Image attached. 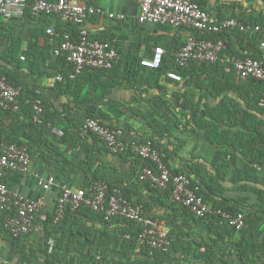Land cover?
<instances>
[{
    "label": "crops",
    "instance_id": "crops-1",
    "mask_svg": "<svg viewBox=\"0 0 264 264\" xmlns=\"http://www.w3.org/2000/svg\"><path fill=\"white\" fill-rule=\"evenodd\" d=\"M197 1L218 20L236 17L250 27H264V0ZM81 2L104 11V15L86 21L85 27L92 37L115 45L118 50L115 65L120 73L126 74L129 67L134 71L138 61L150 58L154 47L163 48L164 53L179 50L193 34L192 29L139 24V7L131 0ZM109 13L114 17L108 18ZM118 15L123 18L118 19ZM63 25L58 16L0 15V71L25 88L41 93L49 105V114L54 117L53 131L44 134L45 137L36 132L27 141L25 131L16 134L11 129L15 127L11 120L0 116V132L5 129L9 136L25 142L31 156L29 172H7L5 183L12 193L41 203L34 228L17 240L10 238L0 217V264H259L264 223L250 218L243 230L233 231L215 220L187 219L184 208L168 200L165 192L154 191L137 178L142 161L132 152L110 154L101 140L79 133L80 122L89 113L110 128L123 129L128 141L152 139L170 170L186 172L199 182L195 167L205 169L222 192V197L212 196V201L234 199L252 217L256 209L249 207L257 205L258 198L250 188L241 189L240 185L252 188L253 183L243 184L233 166L227 172L224 169L217 172L211 167L216 150L241 158L234 147L239 135L246 131L242 120L247 110L240 106L226 107L221 117H229L231 121L226 118L216 123L212 118L219 114L216 107L225 95L237 105L240 103L237 95L225 88L228 79L239 81L233 70L234 77L222 75L231 66L222 65L225 69L217 75L215 72L206 75L195 68L190 77L181 78L180 82L156 76L154 82L150 81L151 87L143 88H135L124 79L110 87L116 82L112 80L114 72L102 75L85 71L76 84L57 89L59 62L46 46L45 31ZM259 37L260 42L264 41V31L232 34L230 45L234 55H249L253 51L250 44L258 43ZM219 82L221 86L214 88ZM155 97L165 105L156 107L152 100ZM149 111L157 113L159 123L154 125L155 129L140 116ZM234 115L238 118H232ZM224 163H231L230 155L224 158ZM50 176L55 183L48 190L42 189L39 179ZM96 181L117 187L134 204L142 205L175 245L166 253L148 252L134 239L136 228L121 219L102 221L67 213L57 224L44 220L43 217H51L55 212L62 186L83 188ZM124 235H130L131 239H125Z\"/></svg>",
    "mask_w": 264,
    "mask_h": 264
},
{
    "label": "built area",
    "instance_id": "built-area-1",
    "mask_svg": "<svg viewBox=\"0 0 264 264\" xmlns=\"http://www.w3.org/2000/svg\"><path fill=\"white\" fill-rule=\"evenodd\" d=\"M137 3L139 24L165 25L172 29H192L200 33H220L238 29L240 33L252 31L253 34L264 31L262 25L250 27L239 24L235 19L218 20L209 14L193 0H131ZM28 0H0V15L5 18H20L25 15ZM34 15L47 14L58 16L64 23L78 25L80 31L75 39L69 33L56 30L54 27L46 29L47 44L53 48L55 58L64 59L70 68V78H75L86 69L109 71L118 59L115 45L106 39H97L90 35L85 22L96 15H104V11L97 6L82 3L81 0H34L31 7ZM113 18V14H108ZM118 19L123 17L118 15ZM264 49V41L260 42ZM225 44L221 41L201 39L190 36L174 54L178 67L185 68L190 63H217L229 64L239 79H254L264 82V67L259 60L243 58L230 60L221 57ZM164 50L154 47L150 58L140 61V65L157 70L162 62ZM166 78L180 82L181 77L170 71ZM61 81V77H56ZM21 87L12 85L5 76H0V108L3 110H18V98ZM258 106L264 109V91L258 101ZM34 121L39 122L42 108L34 105ZM83 135L96 136L103 142L110 154H121L128 150L124 131L120 128L110 129L97 119L88 117L81 123ZM55 132L61 135L60 131ZM131 151L148 165L143 166L138 173V179L148 182L153 189L171 191L173 203L187 209L194 217L204 218L211 213V209L203 198L197 195V188L191 187V181L182 174L172 175L164 162V155L160 153L150 140L132 142ZM31 166V157L28 148L15 144L0 142V215L10 214L4 220V229L12 238H20L29 234L35 226L37 213L40 210L39 201L30 200L24 196L12 193L4 180L7 172L27 174ZM39 185L48 190L54 183V177L45 180L39 179ZM88 208L103 215L105 221L115 216H121L132 221L139 228L134 236L136 242L146 246L150 251L167 252L170 240L167 233L160 228L157 221L149 217L143 206L131 203L118 189L109 191L104 182H95L86 188H71L62 186L54 212V223L61 221L67 209L77 211L79 208ZM231 228L241 230L245 227L242 214L232 215L217 211ZM44 220L46 217H43ZM130 240V235H124Z\"/></svg>",
    "mask_w": 264,
    "mask_h": 264
},
{
    "label": "trees",
    "instance_id": "trees-1",
    "mask_svg": "<svg viewBox=\"0 0 264 264\" xmlns=\"http://www.w3.org/2000/svg\"><path fill=\"white\" fill-rule=\"evenodd\" d=\"M34 0H28V8L25 10V15H33L32 12V5H33ZM56 0H49V2H55ZM196 2L201 9L202 6L197 0H193ZM204 10V9H203ZM39 15H45L47 17L52 16V15H47V14H39ZM54 16V15H53ZM239 24L246 25L247 23L240 18L233 17ZM63 22V21H62ZM261 20H259V23ZM64 23V22H63ZM251 24V23H250ZM58 31H63L66 33H69L72 37L75 39L78 37L80 27L78 25H73V24H67L64 23V25L60 28H56ZM193 36H196L201 39H211L214 41L221 40L225 44V49L221 53V57H227V58H234V59H243V58H252L259 60L261 64L264 67V49H261L260 47V37H259V42H255L250 44L251 53L249 55H244V56H236L233 53V48L230 45V40L232 37V34H241L238 29L234 30H227L223 31L220 33H212V34H207V33H200L198 31L193 30L192 32ZM240 39H238L239 41ZM242 41V39H241ZM46 46L50 50V52L53 54V48L47 45L46 41ZM178 49L170 50L168 52H165L163 55V59L161 62L160 67L157 70H152L146 67H143L140 65V62H137L136 68L133 70L130 69V67L127 69V73L129 71V77H127V73H120L118 69L116 68L117 66L113 65V68L109 71H100V70H92V69H86L83 71H97L102 73V75H109L110 73L114 72V77L112 80H115V83L110 84V87L115 86L119 84L118 81H121V79L129 81L135 88L137 86H140L143 88L145 85L148 87H151L150 81L154 82V78L156 76L165 77L166 74L170 71L176 72L178 75L181 76V78L185 77H190L192 75V70L198 69L201 72L206 73V75H210L211 72H215V74H220L222 71H224V67L222 64L219 62L217 63H203V64H196V63H190L187 67L181 68L178 67L175 63L174 60V54ZM118 51V50H117ZM57 62H59L58 67L56 68L58 70V75L61 77V81L57 82L55 84L56 88L58 87H70L73 84H76L79 77L83 74H80L79 76L75 78H70V68L67 66L66 62L64 59L57 58ZM232 67L229 72H223L222 75L224 77H234L235 74L232 71ZM118 72V73H117ZM0 76H5L7 80L14 86H19L21 87V93L18 98V110L13 111V110H3L0 108V116L4 117V119H10L11 122L14 124L15 127H12L11 129L16 132L18 135H22L23 132L25 131V139L29 141L31 138V135H33L36 132H39L42 136L44 134L50 133L51 131L54 130V117L53 114H49V105L47 104V100H45L41 93H36V90H30L29 88H25L24 85L21 83H16L12 80V78L9 77V75L5 74L4 72L0 71ZM119 79V80H118ZM220 84V82L218 83ZM217 83L213 85L214 88H217L218 85ZM226 90L229 92H234L237 95V98L240 100L239 105L235 102V100H232L230 98H227V95H225L223 100L219 105L216 107V111L219 112L218 115H212L213 120L215 122H221L226 120L228 118L230 121L231 119L229 117H226L225 119H222L221 117V111L224 110L226 107H244L247 111L246 114L244 115L242 120V124L245 128V132L243 134L241 133L239 135V142H237L236 146L234 149L240 154L239 158L235 154H228L227 153H222L220 151L215 152V157L211 163V167L215 169L217 172H222V169H224L226 172L228 171L230 166H233L234 170L237 171V174L240 175V181L242 180V183L244 184L245 182H250L253 183L255 187L251 186H241V189H249L251 192L255 193L257 198H258V203L255 206H250L249 208H254L256 209L255 215L253 214L252 217H250L252 213H247L241 209L238 204H240L238 201L234 202V199H223V201H218V200H213L212 201V196H216L218 198L222 197V192L220 190V186L215 183V180L213 176L209 175L207 171L203 168H200L198 166L195 167L194 173L198 176L199 182L194 181L190 178L189 174L183 171H173L169 169L172 175H178L182 174L191 181V187L192 188H197V195L201 196L203 200L208 204V206L211 209V213L207 215L204 218H195L187 209L184 208L183 210L185 211V214L187 219H192L195 221H206V220H215L216 223H221L225 228H230L233 231H241V230H236L234 228H231L228 223L222 218L220 214L217 213V211H222L224 213H229L232 215H237V214H242L244 217V223L245 226L248 223L249 219L252 218L254 220H259V223H264V109L260 108L258 106V101L260 100V97L264 91V82L263 81H257L254 79H239V81L235 82L234 79L230 78L228 79V82L225 84ZM220 94H222V90L220 91ZM153 103L156 107H159L160 105L164 106L165 104L163 102L159 103V98H153ZM241 102H243V105H241ZM39 104L40 107L42 108V112L39 115V122L34 121V115H35V110H34V105ZM252 112V113H250ZM156 112L154 111H149L147 113H142L140 116H142L146 124L149 125L151 128L155 129L156 124L159 123V121L156 120ZM255 114V115H253ZM88 117L96 119L94 116L88 114H85L82 121ZM234 119L238 118L234 115L232 117ZM79 125V133L82 134L80 130L81 123ZM229 121V123H230ZM100 122V121H99ZM20 123V124H19ZM101 123V122H100ZM102 124V123H101ZM104 125V124H103ZM155 125V126H154ZM106 126V125H104ZM108 127V126H107ZM110 128V127H109ZM113 129V128H110ZM123 130V129H122ZM124 131V130H123ZM14 132V133H15ZM83 135V134H82ZM125 135V134H124ZM87 136V135H85ZM45 137V136H44ZM91 137H96V136H91ZM24 138V137H23ZM97 138V137H96ZM150 141L152 139H149ZM128 146V150L124 153L121 154H126L127 152H132L130 149V145L133 142L132 140H126ZM153 141V140H152ZM151 141V142H152ZM0 142L4 144H15L17 146H26V143L20 140H17L14 138V136H9L6 132L5 129L0 132ZM102 142V141H101ZM135 142V141H134ZM153 146L157 148L152 142ZM104 145V144H103ZM105 147V145H104ZM132 154L138 158L141 162V169L143 166L148 165V163L144 160H142L140 157L136 156L133 152ZM227 155L231 156V163H224V158L227 157ZM31 157V156H30ZM244 157V158H243ZM235 158V159H234ZM165 162V159H164ZM140 169V171H141ZM139 171V172H140ZM221 177V176H220ZM138 178V176H137ZM232 182H236L235 180H231ZM97 182V181H96ZM95 183V182H94ZM105 183V182H104ZM148 183V182H146ZM107 184V183H106ZM92 185V184H91ZM108 185V184H107ZM149 186H151L148 183ZM88 187V186H86ZM83 187V188H86ZM258 187V188H257ZM109 191L112 192L114 189H118L117 187H112L109 186ZM212 189H215V192H212ZM119 190V189H118ZM209 190V192H208ZM154 191H160V192H165L167 199L171 200V191L170 189L168 190H155ZM121 192V191H120ZM122 193V192H121ZM123 194V193H122ZM123 196H125L123 194ZM126 197V196H125ZM127 198V197H126ZM129 201L130 199L127 198ZM133 203L132 201H130ZM134 204V203H133ZM71 214L72 216H77V215H83V216H92L94 219H99L102 221L104 220L103 215L99 213H95L91 211L88 208H79L77 211H71L70 209H67L66 214ZM10 215V214H2L0 217H2L3 223L5 218ZM54 213L52 214L51 217H46L45 221L46 222H52L54 223L53 220ZM149 216V215H148ZM151 217V216H149ZM153 218V217H151ZM116 219H121L124 221H127L130 223V227L133 229V227L136 228V232H138L139 228L136 226V224L132 221H129L121 216H115L111 220H116ZM154 219V218H153ZM155 220V219H154ZM44 221V222H45ZM156 221V220H155ZM58 223V222H57ZM54 223V224H57ZM7 232V231H6ZM8 233V232H7ZM10 236V235H9ZM11 239L17 240L19 238H12ZM169 238V237H168ZM170 240V248L175 245L174 242L169 238ZM261 244H259V264H264V245L263 247ZM148 252H156V253H163L159 251H150V249L146 246H144ZM167 251V252H168ZM166 253V252H164ZM71 264V263H69Z\"/></svg>",
    "mask_w": 264,
    "mask_h": 264
}]
</instances>
